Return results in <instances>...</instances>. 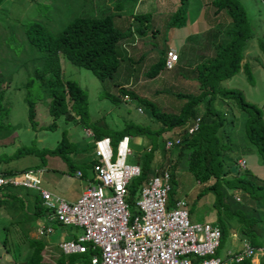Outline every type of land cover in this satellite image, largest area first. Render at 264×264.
<instances>
[{
    "label": "rangeland",
    "instance_id": "1",
    "mask_svg": "<svg viewBox=\"0 0 264 264\" xmlns=\"http://www.w3.org/2000/svg\"><path fill=\"white\" fill-rule=\"evenodd\" d=\"M240 1L246 9L251 28L250 36L245 39L242 45L244 53V48L254 40V34H259V29L264 31V3L262 0ZM177 4L178 0H0V64L4 68H12V75L5 86V98L2 102V105L7 106L8 111L0 120L13 124L16 132L14 138L13 135H6L10 142L0 146V154L11 153L15 147L27 144L36 145L38 149L44 151L40 153L44 155L42 159L38 158V153H25L11 158L7 161L8 164L5 168L19 169L31 165L39 166L40 171L37 175L40 180L55 174L57 178L54 183L62 184V189L69 188L70 184H75L82 177L74 176L73 171L80 170L83 173L91 166L89 151L93 137L85 135L83 132V127H91V124L87 123L88 121H92L100 130H103L104 127L120 128L127 121L146 124L150 128L159 126L158 122L150 118L146 106L141 102V104L138 103L139 97H146L165 110L176 109L182 102L175 95L177 91L194 92L196 90L194 64L203 56L212 53L211 49L215 42L222 43L227 37L225 30L228 26V19L222 14V10L213 13L214 6L210 4L209 0H186L185 20L179 24L172 22ZM115 11L118 13H114ZM108 12H113L112 20L121 29L128 24V21H133L132 25L137 24V26H142L147 22L146 28L142 33H139L133 27L132 37L128 38V43L122 44L127 51L124 55L122 53L123 56L119 59V64L114 72L102 80L98 79L88 68L74 65L62 54H59L63 76L75 79L86 92L87 119H80L75 114L65 116L64 114L49 113L45 104L48 96L42 90L41 84L37 81H34L30 86L21 84L32 68L41 62V59L35 55L37 51L26 44L22 34L23 22L36 18L50 31H54L64 24L69 14L102 15ZM141 12L145 13V20L143 18L137 22L134 18L132 19V13ZM176 14H178V9ZM25 46L26 49H24ZM168 49L181 54L183 60L178 57L175 65L163 66L155 76L146 77V71L151 69L152 63L160 52L164 50L166 52ZM253 56L258 61L250 63L251 80L246 78L242 67H239L240 69L238 68L231 76L221 79L219 85L236 87L243 92L247 100L260 105V102L264 101V54L259 49L257 38L250 44L246 58L250 59ZM118 86L128 88L134 94L128 93V98L124 100L122 94L119 93ZM26 92H29V98L35 106L36 124L34 126H30L27 120V103L24 99ZM215 104L224 108L226 114H231L234 117L232 135L229 137L230 142L223 145V147L227 146V150L223 154V166H228L230 172L233 173L238 169L236 158H243L245 166L239 168L238 172L251 176L258 183L264 185V164L260 161L256 145L244 133L245 113L238 112L232 103H224L217 98ZM136 106H141V111L136 110ZM197 107L202 109L203 102H199ZM52 121H54V127H43ZM62 130L68 139L67 146L63 150L64 157L60 153L50 154L51 152L48 150L61 138ZM156 138L159 139V136ZM150 142L146 134L131 135L130 153L126 155L125 160L129 163L136 162L142 145L147 147ZM114 143L115 140H112V149H114ZM155 152L156 164L168 163L167 153L162 156L158 149ZM173 154L172 151L171 155ZM0 167H4L3 163L0 164ZM172 172V190L168 193V198L182 197L185 200L190 221L211 223L216 220L221 222L226 220L227 232L221 237L218 248L220 252L230 245L233 238V242L237 241L236 237L229 234L230 231H235L237 237H244L248 240L250 235L241 230L243 218H233L227 212L228 217H226L225 212L222 211L224 209L221 206L222 203H220V211L218 206L213 204L211 191L197 193L205 185V182H210V179L205 182H196L192 173L182 168L180 163L175 166ZM53 188L58 189L57 186H53ZM228 195H232V197L239 195L241 199L237 202L233 198L226 200ZM136 197L137 190L130 196L128 202L131 214L135 207ZM223 197V201L226 200L229 207L236 206L238 203L243 204L242 193L232 191L231 188L223 189ZM31 202L30 196L27 198L28 204L25 205L20 202L18 197L11 196L4 204L0 205V244L4 239L7 252L9 251V255L13 256L15 260L23 258L24 254L18 252L15 254L16 249L11 245L10 239L14 238L16 243L23 241L21 231L24 229L23 226H27V223H8L22 218L23 214L26 215L31 208ZM248 208L252 209L251 206ZM256 209L263 210L258 207ZM37 221L38 217H33L31 220L33 224H36ZM243 227L248 229L249 225L245 224ZM28 228L32 231L35 230V226ZM51 228L52 232L49 237L43 236L42 240L39 239L43 244L46 241L54 244L67 233L76 236L81 230L80 227L72 224L64 225L57 222H52ZM253 228L264 242V222L253 224ZM34 238L38 239L40 236L37 235ZM240 244L241 240H239V246ZM1 252L0 258L3 257ZM59 254V252L54 254L52 259L55 260ZM89 256L88 251L71 254L72 262L82 264H89ZM262 256L263 253L257 250L256 254L250 258L252 264H258L259 257ZM35 264L52 263L39 257Z\"/></svg>",
    "mask_w": 264,
    "mask_h": 264
},
{
    "label": "trees",
    "instance_id": "2",
    "mask_svg": "<svg viewBox=\"0 0 264 264\" xmlns=\"http://www.w3.org/2000/svg\"><path fill=\"white\" fill-rule=\"evenodd\" d=\"M209 1L214 6L213 13L222 10V14L228 19V26L225 30L227 39L222 43L220 41L215 42L211 49L212 53L203 56L202 59L194 64L195 80L197 82L195 86L196 90L194 92L177 91L175 95L182 102L172 111L159 107L157 103L146 97H139L138 103L146 106L150 118L159 123V126L156 128H150L146 124L127 121L120 128L108 127L100 130L97 126L93 125L92 121H88L87 123L91 124L94 138L108 135L111 141L115 140L116 142L117 138L122 134L130 136L146 134L149 137L150 144L147 147H141V153L136 157V162H133L139 165L140 172L138 175L131 177L127 183V203L130 200V196L138 190L152 172V167L156 164V154L153 150H155V147H158L160 155L165 156L167 153L166 160L168 162L166 164H158V166L170 167L171 176L175 166L180 163L182 168L192 173L195 180L205 182L210 179V182H205V185L197 193L211 191L213 194L212 202L218 206L219 211L221 210L220 203H222L221 206L224 207L222 211L225 212V215L227 212L233 218H243L241 230L245 234L248 233L250 235L248 237L250 244L258 247L262 246L264 242L260 235H257L254 231L253 224L257 225L264 222L260 211L256 209L258 207L264 210V185L258 183L253 177L238 172L239 168H244L245 166V162L244 166L238 164L237 160L240 157L236 158L238 169L235 172L231 173L228 166H223V154L227 150V146L223 147V145L230 142L229 137L234 117L231 114H226L224 108L215 104V99L217 98L224 103H232L238 112L245 113L243 120L244 133L256 145L260 161L264 164V117L261 106L247 100L240 89L219 85L221 79L228 78L239 67H242L246 78L251 80L249 62L247 60L241 61L242 45L245 39L250 36L251 28L246 15V9L240 0ZM185 3L186 0H178V4L174 10V18H172L173 23L179 24L185 20ZM177 9L178 14H176ZM114 13H118V11ZM112 14L113 12L102 15L69 14L64 24L54 31H50L36 18L23 22L22 34L27 42L26 44L37 51L35 55L41 59V62L39 65L33 67L30 73L28 72L29 74L21 84L23 86H30L34 81L41 84L42 90L48 96L45 104L49 113L54 115L64 114L65 116L75 114L80 119H87L86 92L75 79L63 76L59 63V54H62L74 65L88 68L98 79L102 80L114 72L119 64V59L124 55L120 51L121 48H119L121 39L132 37L133 27L139 33H142L143 29L146 28L147 22L142 26H137V24L132 25L133 21H128V24L121 29L114 24ZM144 15L145 13L142 12L132 13V19L134 18L137 22L143 20V18L145 20L146 17ZM257 42L260 51L264 54V36H258ZM24 49H26V46ZM123 50L127 51L126 48ZM164 59L165 50L160 52L152 63L151 69L146 71V77L151 78L155 76L164 66ZM179 59L183 60L181 54ZM2 66L0 64V119L8 111L7 106L2 105V102L5 98V86L12 75L11 67L4 68ZM118 88L124 100L127 99L124 98V94H134L128 88L120 86ZM115 95L118 98V94L116 93ZM24 99L27 103V120L30 126H34L36 124L35 106L34 102L29 98V92L25 93ZM201 101L203 102V107L202 109H198L197 105ZM197 114V128L190 134H182L180 143L172 147H164L163 139L169 135L168 130L173 128L178 132H187V127L193 124L194 117ZM51 126L54 127V121L43 125V127ZM15 134L13 124L0 120V146L10 142V139L6 138V135H13L14 138ZM156 136H159V139ZM67 143L68 139L62 130L61 138L48 150H50V154L60 153L64 157L63 150L67 146ZM129 143L130 138L128 140ZM172 151L174 152L173 155H171ZM43 152L42 149H38V146L33 144L19 145L11 153L0 154V164L3 163L4 166L1 168L7 173H15L19 172V170L35 166L31 165L19 169L5 168L8 164L7 161L11 160V158H16L25 153H38V158L42 159L44 155L40 153ZM9 187L11 186H5L4 191H0V194L2 193L0 205L4 204L7 198L11 196L18 197L20 202L23 203V200H26L32 194L30 191L32 189L20 186L14 187L22 188L20 191L19 189H10ZM225 188H231L232 191L242 193L243 204L238 203L236 206L229 207L226 200L233 197L232 195H228L226 200L223 201V189ZM171 190L172 188L169 192ZM17 192H20L21 198L17 196ZM5 193L8 194L6 195ZM3 195H6V197H2ZM30 197L32 201L31 215L25 212L26 215L23 214L22 218L15 219L8 224H18V222L28 221L33 217L40 218V215H43L44 208L40 204L38 193L35 191ZM175 199L169 197L167 199V206L173 205ZM233 200L237 202L234 198ZM24 203L26 204V202ZM248 206H251L252 209L248 208ZM133 212H136L135 207ZM215 224L220 230L221 240V237L227 232L226 220L222 222L217 221ZM245 224L249 225L248 229L243 227ZM39 239L34 237L29 239L32 242V247L24 259V264H35L39 257H41L40 249H42L43 243ZM10 240L14 241L13 238ZM1 243H5L4 239H2ZM95 248L88 247L85 251H88L89 254L97 252ZM71 254H59L56 258V263L72 264ZM230 264H252V262L250 257H245L239 261H232ZM258 264H264V255L259 257Z\"/></svg>",
    "mask_w": 264,
    "mask_h": 264
},
{
    "label": "built area",
    "instance_id": "3",
    "mask_svg": "<svg viewBox=\"0 0 264 264\" xmlns=\"http://www.w3.org/2000/svg\"><path fill=\"white\" fill-rule=\"evenodd\" d=\"M177 58L174 50H166L164 66L171 67ZM124 98L128 95L124 94ZM136 110L141 111L140 106H136ZM197 123L196 116L186 131H194ZM83 131L91 135L87 128ZM129 138L130 135L122 134L114 149L107 135L93 139L94 179L73 201L43 187L37 175L38 167L15 173L0 168V191H4L5 186L35 190L44 208V221L58 220L81 229L73 238L58 242L62 253L96 247L98 253H90L89 264H230L231 260L239 261L256 254L259 247L242 239L239 249H226L223 255H218L220 230L216 224L190 221L182 197L167 206L171 187L166 168L148 177L138 188L134 200L136 212L131 214L126 201L127 183L139 174L140 168L125 160L130 153ZM178 142L179 137L173 136L166 138L164 145L169 147ZM237 161L244 166L242 158ZM79 174L80 171L75 170V175ZM234 198L239 199L238 195ZM38 230L45 232L48 227L41 225Z\"/></svg>",
    "mask_w": 264,
    "mask_h": 264
},
{
    "label": "crops",
    "instance_id": "4",
    "mask_svg": "<svg viewBox=\"0 0 264 264\" xmlns=\"http://www.w3.org/2000/svg\"><path fill=\"white\" fill-rule=\"evenodd\" d=\"M263 1V3H264V0H262ZM123 29V28H122ZM260 31V33L259 34H254V40L253 41H251L250 43H249V46L248 47H245L244 48V53H243V48H242V59H241V61H243V60H247L248 62H249V67H250V63L252 62V61H258L257 60V58L255 57V56H253V57H251L250 59H247L246 57H247V54L249 53V49H250V44L252 43V42H255V40H256V38L258 37V36H260V34H263L262 36H264V31L263 30H261V29H259ZM129 37H124L123 39H121V41L119 42V48H121V50L120 51H122L123 53H125V51L123 50L124 48H123V46H122V43L125 41V42H128L129 41V39H128ZM226 39H227V37H226ZM180 56V54H178L177 53V57H179ZM259 59V58H258ZM178 60V59H177ZM254 63H257V62H254ZM258 64V63H257ZM240 69V68H239ZM249 71H250V68H249ZM260 106H261V108H262V111H263V117H264V101H261L260 102ZM197 117H198V114L196 115ZM195 116V117H196ZM195 117H194V119H195ZM94 125V124H93ZM192 125V124H191ZM190 125V126H191ZM84 129L85 128H87L90 132H91V135L90 136H92L93 137V131H92V128L91 127H88V126H85V127H83ZM105 128V127H104ZM188 128V127H187ZM187 130V129H186ZM84 132V131H83ZM167 133V132H166ZM168 133H169V135L167 136V137H164V139H163V145H164V140L166 139V138H172L173 136H178L179 137V142L178 143H180V141H181V138H182V134H190V133H192V132H185V131H181V132H178V131H176V130H174L173 128H171V129H169L168 130ZM85 134V133H84ZM86 135V134H85ZM230 135H232V131L230 132ZM121 136V135H120ZM119 136V137H120ZM118 137V138H119ZM117 138V139H118ZM130 138H131V136H130ZM93 139H94V137L92 138V144H91V149H90V151H89V153H90V155H91V158H90V164H91V166H90V168H87L83 173H81L80 172V174L78 175V176H82V177H80L81 179H79L78 181H76V183L75 184H70V187L69 188H65V189H62L63 187H62V184H55L54 183V180H56V175L55 174H53V175H49V176H46V177H44L42 180H40L41 181V185L43 186V187H45V188H47V189H49V190H52V192H55V191H57L58 193L57 194H60L61 196H63L65 199H67V200H69V201H73V200H75L77 197H78V195L80 194V192L84 189V187L87 185V183L88 182H91L92 180H93V178H94V172H93V170H92V162L94 161V157H93ZM117 141V140H116ZM178 143H174L173 145H171V147L172 146H174V145H176V144H178ZM143 146V145H142ZM164 147H165V145H164ZM170 147V146H169ZM155 150H157V148H155ZM155 150H153L154 151V153H156L155 152ZM74 154V153H73ZM133 163V162H132ZM138 165V164H137ZM139 166V165H138ZM140 168V167H139ZM163 168H166L167 170H168V172H169V174H171V172H170V169L167 167V166H158V164H155L153 167H152V172L149 174V176L148 177H150L151 175H153V174H158L160 171H161V169H163ZM43 171V170H42ZM80 171V170H79ZM68 173V172H67ZM173 173V172H172ZM69 174V173H68ZM73 175L74 176H77V175H75V170L73 171ZM148 177H147V179H148ZM171 175H170V178H169V182H170V187L172 188V186H171ZM146 179V180H147ZM196 182H198V180H195ZM52 183V184H50V183ZM53 186H57L58 187V189H56V188H53ZM10 189H15L14 187H9ZM7 189V188H6ZM8 190V189H7ZM30 191H33V190H30ZM34 192H35V190H34ZM137 192H138V190H137ZM56 193V192H55ZM6 194V193H5ZM8 194V193H7ZM6 194V195H7ZM33 194V193H32ZM31 194V195H32ZM6 195H3L2 197H6ZM30 195V196H31ZM17 196H19L20 198H21V196H20V193L19 192H17ZM238 197H239V195H238ZM23 198V197H22ZM179 198V197H178ZM233 198H234V195H233ZM235 199V198H234ZM239 199H240V197H239ZM238 199V200H239ZM236 200V199H235ZM24 202H26V204H27V199L26 200H23ZM23 202V203H24ZM25 204V203H24ZM27 206V205H26ZM30 206H31V208H30V210L32 209V202H31V204H30ZM30 210L27 212L29 215H31L30 214ZM260 211V215H261V217H262V219L264 220V211L263 210H259ZM23 217V216H22ZM31 220L32 219H29L28 221L26 220V221H24V222H22V223H27V226H23L24 227V229L22 230V236H23V241H19V242H15V240L14 241H12L11 240V245L16 249V252H15V254H17V252L18 253H23L24 254V257L23 258H21V259H19V260H15L14 258H13V256H10L9 254V251L7 252V250H6V245H5V243L4 244H0V251H2L1 253L3 254V257L2 258H0V264H24V259L27 257V253L30 251V249H31V247H32V242L29 240L30 238H32V237H36L37 235H39L40 236V239L42 240V237L43 236H45V237H49L50 236V234H51V232H52V228H51V223L52 222H57V223H59V224H62V223H60L58 220H46V221H44L43 219H42V215H40V218H38V221H37V223L36 224H33L32 222H31ZM21 222H18V223H21ZM212 224H215V222H211ZM41 225H44V226H47L48 227V231H45V232H39V230H38V227H40ZM65 225V224H64ZM30 226H35V230H31V229H29L28 227H30ZM73 226H76V225H73ZM78 227V226H77ZM229 234H231L233 237H236L237 239H235V240H237L236 242H233L234 241V238L230 241V245H228L223 251H219V249H218V251H217V254L218 255H223L224 253H225V250L226 249H230L231 251H235V250H237V249H239V240H242V239H245L244 237L243 238H240V237H237L236 236V232L235 231H230L229 232ZM74 237V235L72 234V233H67V234H65L64 235V237H62V239H60V240H58L56 243H47V241L46 242H44V244H43V246H42V249H41V259L43 258L44 259V261L46 260H49L52 264H57L56 263V259L55 260H53L52 258V256L54 255V254H56V253H62L61 252V250H60V248H59V246H58V242L59 241H62V240H66V239H69V238H73ZM14 239V238H13ZM247 240V239H246ZM248 241V240H247ZM14 242H15V244H14ZM249 242V241H248ZM250 243V242H249ZM259 247V250H260V252L261 253H263V255H264V243H263V245L262 246H258ZM257 248V247H256ZM57 251V252H56ZM62 254H65V253H62ZM1 256V255H0ZM252 256H250V258H251ZM233 260H231V262H232ZM77 264L76 262H73L72 264Z\"/></svg>",
    "mask_w": 264,
    "mask_h": 264
},
{
    "label": "clouds",
    "instance_id": "5",
    "mask_svg": "<svg viewBox=\"0 0 264 264\" xmlns=\"http://www.w3.org/2000/svg\"><path fill=\"white\" fill-rule=\"evenodd\" d=\"M178 59V58H177ZM108 136V135H107ZM31 167H39V166H31ZM1 168V167H0ZM28 168H30V167H28ZM73 253V252H72Z\"/></svg>",
    "mask_w": 264,
    "mask_h": 264
}]
</instances>
